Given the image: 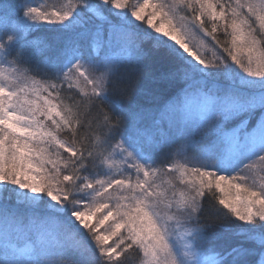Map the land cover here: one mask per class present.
Masks as SVG:
<instances>
[{
	"label": "snow or ice",
	"instance_id": "obj_1",
	"mask_svg": "<svg viewBox=\"0 0 264 264\" xmlns=\"http://www.w3.org/2000/svg\"><path fill=\"white\" fill-rule=\"evenodd\" d=\"M68 257L264 264V0H0V264Z\"/></svg>",
	"mask_w": 264,
	"mask_h": 264
},
{
	"label": "trees",
	"instance_id": "obj_2",
	"mask_svg": "<svg viewBox=\"0 0 264 264\" xmlns=\"http://www.w3.org/2000/svg\"><path fill=\"white\" fill-rule=\"evenodd\" d=\"M40 34H42V33H37V35H40ZM220 38L223 39V36L221 35ZM209 39H210V38H209ZM209 55H211V53H209ZM141 86H142V89H143L145 92H147V91H149V90H151V89H154V88H159L161 92L164 91V89H163L160 85H158V84H154V83H152V82H150V81H141ZM142 98H143V97H142ZM67 259H68L69 264H70L72 258H71V257H68ZM250 259H251V260H258L259 257L257 256V257H253V258H250Z\"/></svg>",
	"mask_w": 264,
	"mask_h": 264
},
{
	"label": "rangeland",
	"instance_id": "obj_3",
	"mask_svg": "<svg viewBox=\"0 0 264 264\" xmlns=\"http://www.w3.org/2000/svg\"><path fill=\"white\" fill-rule=\"evenodd\" d=\"M38 2H39V0H38ZM46 2L53 3V2H59V0H46Z\"/></svg>",
	"mask_w": 264,
	"mask_h": 264
}]
</instances>
